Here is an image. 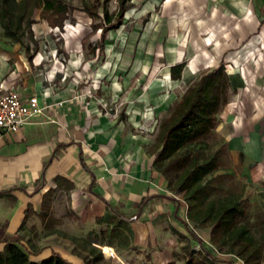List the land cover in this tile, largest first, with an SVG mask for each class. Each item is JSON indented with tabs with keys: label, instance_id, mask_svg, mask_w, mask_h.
<instances>
[{
	"label": "crops",
	"instance_id": "1",
	"mask_svg": "<svg viewBox=\"0 0 264 264\" xmlns=\"http://www.w3.org/2000/svg\"><path fill=\"white\" fill-rule=\"evenodd\" d=\"M71 27L61 43L43 27L41 35L33 28L35 49L0 48V85L22 98L35 94L43 106L18 130L0 132V191H9L0 196V250L3 237L27 245L34 226L46 228L35 217L54 189L55 226L73 216L105 234L111 254L134 247L152 264H166L178 235L199 246L187 227L209 251L210 228L187 223L185 204L147 148L175 89L221 62L235 88L213 129L225 144L224 172L243 181L245 198L264 206V0H128L101 49L83 47L84 34ZM181 61L180 77L172 78L171 66ZM102 99L117 101L118 112L105 111Z\"/></svg>",
	"mask_w": 264,
	"mask_h": 264
},
{
	"label": "trees",
	"instance_id": "2",
	"mask_svg": "<svg viewBox=\"0 0 264 264\" xmlns=\"http://www.w3.org/2000/svg\"><path fill=\"white\" fill-rule=\"evenodd\" d=\"M2 25L5 33L16 40H21V15L26 11V30L28 38L33 43V49L38 46L33 37L31 18L33 7L39 8V17L45 19L50 26L62 27L63 22L70 16L71 4L68 0H0ZM109 0H82L80 9L92 18L91 31L99 30L94 47L101 49V41L105 33L122 23L123 14L128 0H117V6L109 11ZM13 10L16 16H13ZM28 50L29 44L24 43ZM184 62L171 66V77H180ZM232 79L226 71L224 63L198 73L190 80L180 95L170 104L165 115L158 120L153 142L147 150L153 155L152 165L161 171L171 190L184 192L186 216L194 227H209V240L212 246L224 254H232L243 264H259L264 251V221L254 225L243 222L246 208L239 194H224L218 198L216 193L224 191L221 181L226 174H214L224 169L225 144L220 143L205 155L200 154L199 145L213 131L218 113L228 102L232 91ZM71 183L66 187L71 188ZM54 189H49L44 195L37 214L38 219L46 227L58 224V219L50 214V202ZM9 191H0V196ZM27 217V215H26ZM193 239L199 243L197 252L189 249L183 264H213L218 259L203 245L200 237L187 227ZM103 234V233H101ZM33 237V236H32ZM72 240H75L72 237ZM3 248L0 250V264H77L59 252L51 249L49 254L41 258L35 255L44 246H37L33 238L27 239V245L20 243L17 236L3 237ZM89 242L82 244L85 253L81 264H95L101 257L98 247ZM105 245L109 243H104ZM102 245V244H101ZM166 264H174L170 261Z\"/></svg>",
	"mask_w": 264,
	"mask_h": 264
},
{
	"label": "rangeland",
	"instance_id": "3",
	"mask_svg": "<svg viewBox=\"0 0 264 264\" xmlns=\"http://www.w3.org/2000/svg\"><path fill=\"white\" fill-rule=\"evenodd\" d=\"M71 4L70 8V16L64 20L62 27H55L48 25L47 21L45 19H42L39 17V8L33 7L31 10V18H33L35 21L31 23L32 29L37 30V34H42V31L44 28L52 33V37L56 38L55 41L62 42V34L67 33L68 31H71V26H76L78 31L81 34H84L82 39V45L83 47L86 46L89 50L91 46H94L95 42L98 39L99 30H96L95 32L91 31V21L92 18L88 17L87 13L80 9V5L82 0H68ZM131 1V0H130ZM148 0H133L136 6L142 5V3H145ZM1 2L0 1V48L3 49H10L11 46L14 44L18 45L21 50H24V47L22 45V40L24 43L29 44V46H32V42L28 38V32L26 30V11L29 9L30 5L33 4L30 3V5L27 7L26 11L22 12L20 21V34H21V40H16L11 36L6 35L5 29L2 25V17H1ZM117 6V0H109L107 2V8L109 11H112ZM157 8V6H155ZM73 13V14H72ZM13 16H16V11L13 10L12 12ZM83 19V20H82ZM85 20V21H84ZM82 23V25L77 26L79 23ZM131 21L128 22V25ZM44 27V28H43ZM33 29V32H34ZM40 31V32H38ZM47 45V44H46ZM100 61V57H95L90 60V64L96 63ZM93 81L99 82L100 78L98 77H92ZM186 83H181L176 89H175V97L177 98L180 93L185 88ZM175 98V99H176ZM115 101V100H114ZM117 102V101H115ZM120 104H118L119 108ZM170 106V105H169ZM168 110V109H167ZM166 111L162 112L159 115V119L166 114ZM220 143V138L218 137V134L216 131H211L206 137L203 143L199 145V152L201 155H205L210 150L214 149L218 144ZM220 173H226L224 172V169H219L214 172V174H220ZM221 181L224 185V191L222 193H216L213 195V197L218 198L224 194H239L241 193V199L244 202V206L246 208V216L243 219V222H245L248 225H254L260 221H264V206L263 204H258L254 201H250L248 198H245V195H243L244 191V185L243 181L241 179L235 178L232 174L228 175L226 174L223 178H221ZM173 194L176 193L177 200L180 203H184L183 195L184 192L181 191H174L172 190ZM180 205L179 203L177 204ZM183 215L186 218L187 223H189L190 226H194L191 222L188 221L186 214L184 215V211H186V206H183ZM182 213V212H181ZM35 222L38 223V218L35 217ZM35 232L32 234L33 236V242L41 247L44 246V248L41 250L42 255L49 252L51 249L59 252L61 255L68 258L70 261L74 263H82V256L85 254L81 250V245H89V242L95 241L97 243H92L94 246L98 247L101 253V257L96 260L95 264H152L150 262V254H144L143 256L140 255L141 250L136 249L134 247L131 248V251L127 252H120L118 249H114V253L111 254L112 248L109 246H106L105 243V234H99L95 231H89L87 226H83L78 222V220L69 215H64L60 219L59 225H54L46 227L45 229H41L40 227L34 226ZM49 228V229H48ZM129 231L125 230L123 231V237L127 238ZM31 233H29V236ZM72 237L75 240H72ZM102 244V245H101ZM195 245V252L199 250V246L196 245L194 242H191L190 239L187 236L178 235V245L177 248L173 251L172 256L170 257V260L174 262V264H182L184 258L186 257L187 250L190 249L191 245ZM104 245V246H103ZM210 253H212L218 260L213 264H243L241 260H239L236 256L232 254H224L222 252L217 251L214 247H211L209 250ZM37 257V255H35ZM38 258V257H37ZM165 264V263H163ZM259 264H264V251L263 255L261 257V260Z\"/></svg>",
	"mask_w": 264,
	"mask_h": 264
},
{
	"label": "built area",
	"instance_id": "4",
	"mask_svg": "<svg viewBox=\"0 0 264 264\" xmlns=\"http://www.w3.org/2000/svg\"><path fill=\"white\" fill-rule=\"evenodd\" d=\"M100 104L109 113L115 114L118 112V104L114 100L102 99ZM42 108L43 106L39 104L35 94L22 98L15 88L0 85V132L18 130L38 115ZM1 140L0 134V143Z\"/></svg>",
	"mask_w": 264,
	"mask_h": 264
}]
</instances>
